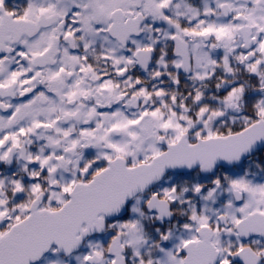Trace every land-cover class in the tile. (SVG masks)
Listing matches in <instances>:
<instances>
[{
    "label": "snow or ice",
    "instance_id": "obj_1",
    "mask_svg": "<svg viewBox=\"0 0 264 264\" xmlns=\"http://www.w3.org/2000/svg\"><path fill=\"white\" fill-rule=\"evenodd\" d=\"M0 264H264V0H0Z\"/></svg>",
    "mask_w": 264,
    "mask_h": 264
}]
</instances>
